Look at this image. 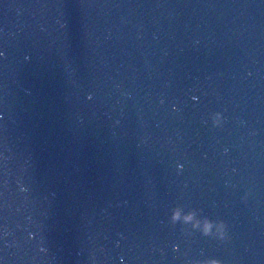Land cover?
<instances>
[{"label": "water", "instance_id": "95a60500", "mask_svg": "<svg viewBox=\"0 0 264 264\" xmlns=\"http://www.w3.org/2000/svg\"><path fill=\"white\" fill-rule=\"evenodd\" d=\"M214 258L264 264V0H0V264Z\"/></svg>", "mask_w": 264, "mask_h": 264}, {"label": "clouds", "instance_id": "9594fccd", "mask_svg": "<svg viewBox=\"0 0 264 264\" xmlns=\"http://www.w3.org/2000/svg\"><path fill=\"white\" fill-rule=\"evenodd\" d=\"M215 114L217 116H220L221 117V121L220 122H216V121H213V125H220L221 122H222V114L217 111L215 112ZM172 218L173 220H178L180 219V211L179 209H176L173 211V214H172ZM195 218V213L194 212H190L188 213L187 215L184 216V220L185 221H192L193 219ZM204 230L202 232V235L204 236H210L211 235V231H212V227L214 224H218L219 225V228H220V233H219V239L223 240V239H226L227 238V224L224 220H213L209 217H205L204 219ZM196 226V225H194ZM210 264H223V261L220 260V259H217V258H214L213 260L210 261Z\"/></svg>", "mask_w": 264, "mask_h": 264}]
</instances>
